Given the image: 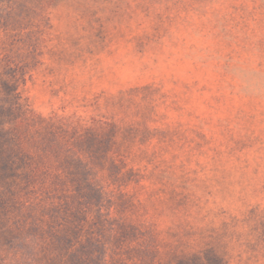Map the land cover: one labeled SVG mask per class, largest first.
<instances>
[{
	"label": "rangeland",
	"instance_id": "obj_1",
	"mask_svg": "<svg viewBox=\"0 0 264 264\" xmlns=\"http://www.w3.org/2000/svg\"><path fill=\"white\" fill-rule=\"evenodd\" d=\"M0 115L80 151L132 257L263 260L264 0H0Z\"/></svg>",
	"mask_w": 264,
	"mask_h": 264
},
{
	"label": "trees",
	"instance_id": "obj_2",
	"mask_svg": "<svg viewBox=\"0 0 264 264\" xmlns=\"http://www.w3.org/2000/svg\"><path fill=\"white\" fill-rule=\"evenodd\" d=\"M7 117L0 115V264H150L146 256L130 255L146 246L119 248L121 230L105 214L106 184L88 177L80 151L64 141L52 147L51 163H40L20 151ZM86 146L85 153L92 148ZM98 152L91 150L92 157ZM107 162L116 169L111 157Z\"/></svg>",
	"mask_w": 264,
	"mask_h": 264
},
{
	"label": "crops",
	"instance_id": "obj_3",
	"mask_svg": "<svg viewBox=\"0 0 264 264\" xmlns=\"http://www.w3.org/2000/svg\"><path fill=\"white\" fill-rule=\"evenodd\" d=\"M236 264H264V258L259 259L258 261H245V262H241V263H236Z\"/></svg>",
	"mask_w": 264,
	"mask_h": 264
}]
</instances>
